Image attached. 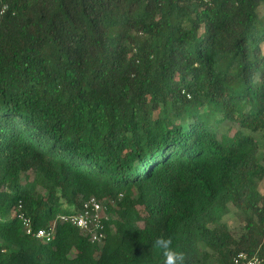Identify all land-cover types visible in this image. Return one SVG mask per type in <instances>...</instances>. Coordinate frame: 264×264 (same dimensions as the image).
Returning a JSON list of instances; mask_svg holds the SVG:
<instances>
[{
  "label": "trees",
  "instance_id": "obj_1",
  "mask_svg": "<svg viewBox=\"0 0 264 264\" xmlns=\"http://www.w3.org/2000/svg\"><path fill=\"white\" fill-rule=\"evenodd\" d=\"M262 8L0 0V264H132L143 246L163 264L157 236L185 264H264ZM90 198L96 229L61 220Z\"/></svg>",
  "mask_w": 264,
  "mask_h": 264
},
{
  "label": "built area",
  "instance_id": "obj_2",
  "mask_svg": "<svg viewBox=\"0 0 264 264\" xmlns=\"http://www.w3.org/2000/svg\"><path fill=\"white\" fill-rule=\"evenodd\" d=\"M101 206L96 201L95 198H90L82 204L81 211L77 215L61 217V220L68 221L73 226L81 229V230H91L96 229L99 223V212L101 210ZM20 219L23 221V225L26 226V234L32 235L36 239L43 240L45 242H50L52 239L53 228L49 229H38L36 231H32L29 227L28 220L24 219L23 216H20ZM95 239V238H93ZM260 260L258 258L249 259L248 256L244 253L238 254L234 258V264H260Z\"/></svg>",
  "mask_w": 264,
  "mask_h": 264
},
{
  "label": "rangeland",
  "instance_id": "obj_3",
  "mask_svg": "<svg viewBox=\"0 0 264 264\" xmlns=\"http://www.w3.org/2000/svg\"><path fill=\"white\" fill-rule=\"evenodd\" d=\"M260 12H263L262 13L263 14L262 16H264V9L263 8L260 10ZM254 148H257L256 149L257 150L256 152H262L261 150H264L263 147H259L257 145H253L250 148V150L251 149L253 150ZM253 184L257 186L256 188L258 190H260V189L262 190L263 187H264V181H262L261 183H256V184H255V182H253ZM232 214H233V210H231L229 214H227L226 216H224L223 220L226 221V222L229 221V223H228L229 228H231V229H237L238 226L236 225V222L232 220V217H233ZM124 234L127 235V232L123 228H121V226L119 225L117 227V232H116V234L114 236L113 243L120 244L121 249H125V247L127 246L128 242H129V241L128 242L125 241L124 238H123V240L125 241L123 243L122 237H125V236H123ZM138 245H134L135 247H133V249H137L138 250V248L140 247ZM139 250H140L139 253L135 255V264H145V263L148 264V263L152 262V260H148V259H146V257L152 255L153 252H154V250H152L151 248L150 249H148V248H145L144 249V246H143V249L142 248H139ZM123 251H125V250H123ZM116 253L117 252H115L114 255H116Z\"/></svg>",
  "mask_w": 264,
  "mask_h": 264
},
{
  "label": "clouds",
  "instance_id": "obj_4",
  "mask_svg": "<svg viewBox=\"0 0 264 264\" xmlns=\"http://www.w3.org/2000/svg\"><path fill=\"white\" fill-rule=\"evenodd\" d=\"M153 247L163 256V264H185V253L172 247L171 237L157 236L153 241ZM153 257L150 255L146 259L153 261ZM132 264H135V261Z\"/></svg>",
  "mask_w": 264,
  "mask_h": 264
}]
</instances>
